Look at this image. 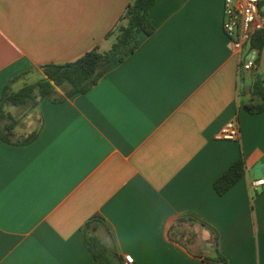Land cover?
<instances>
[{"label":"crops","instance_id":"0c3cea01","mask_svg":"<svg viewBox=\"0 0 264 264\" xmlns=\"http://www.w3.org/2000/svg\"><path fill=\"white\" fill-rule=\"evenodd\" d=\"M132 1L0 0V105L11 81L18 91L45 65L109 51ZM223 15L224 0H156L154 33L125 61L85 94L40 101L31 143L0 138V264H96L95 219L91 234L135 264H264V187L249 188L264 178V111L245 109L253 53L233 51ZM234 119L239 140L218 139ZM241 157L245 175L220 196L214 182ZM180 219L200 230L182 243Z\"/></svg>","mask_w":264,"mask_h":264},{"label":"trees","instance_id":"16d2710c","mask_svg":"<svg viewBox=\"0 0 264 264\" xmlns=\"http://www.w3.org/2000/svg\"><path fill=\"white\" fill-rule=\"evenodd\" d=\"M156 0H133L126 11L107 34V38L114 37L115 41L109 51L101 52L98 47L85 53L79 59L66 64H48L43 67L46 79L36 84L26 85L18 91L11 89L12 81L7 84L1 98L0 105V138L8 143L28 144L34 141L40 129L41 120L37 128L26 137H21L18 128L21 119L14 116L10 108H22L28 112L37 109L40 101L49 100L53 103L63 102L76 94H85L94 88L105 73L114 65L125 61L126 57L135 52L140 45V35H152L155 31L153 22L149 19V12ZM264 15V9L262 10ZM251 53H255L252 69V94L257 102L245 105V109L252 114L264 111V81L259 73L261 52L264 49V30L254 34L248 43ZM14 82V81H13ZM63 90L64 96L59 94ZM245 175V161L241 157L232 164L215 182L216 192L223 196L229 192ZM97 220H93L84 228L87 248L93 255L96 264H124L123 258L114 245L101 242L91 233L95 229ZM184 224L198 225L192 219H180L172 226L171 232L178 230ZM205 227V225L201 224ZM182 243L184 233H179ZM228 264L225 258L218 254L216 259L206 260V264Z\"/></svg>","mask_w":264,"mask_h":264},{"label":"built area","instance_id":"2783aa9c","mask_svg":"<svg viewBox=\"0 0 264 264\" xmlns=\"http://www.w3.org/2000/svg\"><path fill=\"white\" fill-rule=\"evenodd\" d=\"M223 29L231 41L233 51L239 52L248 45L252 36L264 30V15L260 0H224ZM250 58L241 69L250 72L253 67ZM240 125L237 119L227 122L218 133V139L238 141ZM264 187V178L250 181V190ZM124 264H135L131 255L123 257Z\"/></svg>","mask_w":264,"mask_h":264},{"label":"rangeland","instance_id":"374dc122","mask_svg":"<svg viewBox=\"0 0 264 264\" xmlns=\"http://www.w3.org/2000/svg\"><path fill=\"white\" fill-rule=\"evenodd\" d=\"M64 93L65 92L63 90L59 89V94L64 95ZM25 112H27V114L24 115ZM14 115L22 120L20 127L18 128V133L21 137H26L35 127L38 126V117L37 115L33 114V112H28L25 109L19 108L16 110ZM253 197H256L255 194H253ZM181 227L182 228L179 230L184 233V238H188L193 233L198 234L197 231H200L197 226L188 227L182 225ZM184 238L182 240H184Z\"/></svg>","mask_w":264,"mask_h":264},{"label":"water","instance_id":"95a60500","mask_svg":"<svg viewBox=\"0 0 264 264\" xmlns=\"http://www.w3.org/2000/svg\"><path fill=\"white\" fill-rule=\"evenodd\" d=\"M252 61H254L255 59V53L251 54L250 57H249ZM255 70H252V73H254Z\"/></svg>","mask_w":264,"mask_h":264}]
</instances>
